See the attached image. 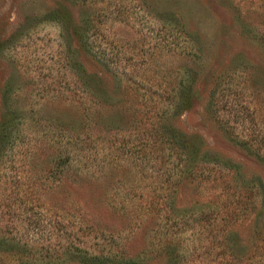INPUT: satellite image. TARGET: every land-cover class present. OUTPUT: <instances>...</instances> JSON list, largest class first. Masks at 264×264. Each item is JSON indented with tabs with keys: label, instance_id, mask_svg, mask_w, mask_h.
I'll list each match as a JSON object with an SVG mask.
<instances>
[{
	"label": "rangeland",
	"instance_id": "1",
	"mask_svg": "<svg viewBox=\"0 0 264 264\" xmlns=\"http://www.w3.org/2000/svg\"><path fill=\"white\" fill-rule=\"evenodd\" d=\"M168 246L264 264V0H0V264Z\"/></svg>",
	"mask_w": 264,
	"mask_h": 264
},
{
	"label": "trees",
	"instance_id": "2",
	"mask_svg": "<svg viewBox=\"0 0 264 264\" xmlns=\"http://www.w3.org/2000/svg\"><path fill=\"white\" fill-rule=\"evenodd\" d=\"M7 127V126H6ZM2 130H4V128H2ZM191 145V142L189 143ZM192 146V145H191ZM186 147V146H184ZM184 147H182L181 149H183ZM187 147H189V145H187ZM198 152V151H197ZM179 153H183V154H186L183 150ZM222 249H227V250H230V248L228 246H223ZM162 252L166 254L167 256V264H190L188 262H185L184 259L181 260L180 259V256H179V253H176L174 247L172 246H168L166 250L162 249ZM177 254V255H176ZM230 256H233L230 254ZM111 261V260H110ZM109 261V262H110ZM89 264H105V260L104 259H94L93 261H91ZM230 264H236V263H233L231 262ZM239 264V263H238ZM263 264V263H262Z\"/></svg>",
	"mask_w": 264,
	"mask_h": 264
}]
</instances>
